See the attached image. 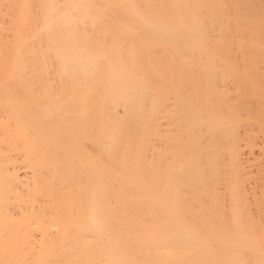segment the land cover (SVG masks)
Returning <instances> with one entry per match:
<instances>
[{
    "label": "bare ground",
    "instance_id": "6f19581e",
    "mask_svg": "<svg viewBox=\"0 0 264 264\" xmlns=\"http://www.w3.org/2000/svg\"><path fill=\"white\" fill-rule=\"evenodd\" d=\"M0 264H264V0H0Z\"/></svg>",
    "mask_w": 264,
    "mask_h": 264
}]
</instances>
